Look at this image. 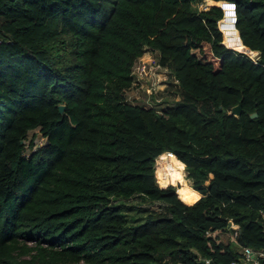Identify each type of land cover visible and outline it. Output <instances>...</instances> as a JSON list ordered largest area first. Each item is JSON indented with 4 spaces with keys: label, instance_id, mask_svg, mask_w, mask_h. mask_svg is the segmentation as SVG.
Listing matches in <instances>:
<instances>
[{
    "label": "trees",
    "instance_id": "16d2710c",
    "mask_svg": "<svg viewBox=\"0 0 264 264\" xmlns=\"http://www.w3.org/2000/svg\"><path fill=\"white\" fill-rule=\"evenodd\" d=\"M145 51L164 111L125 101ZM133 196L162 208L130 220ZM263 212L264 0H0V264H243Z\"/></svg>",
    "mask_w": 264,
    "mask_h": 264
},
{
    "label": "rangeland",
    "instance_id": "374dc122",
    "mask_svg": "<svg viewBox=\"0 0 264 264\" xmlns=\"http://www.w3.org/2000/svg\"><path fill=\"white\" fill-rule=\"evenodd\" d=\"M224 11V17L218 22V27L224 36V45L235 50H242L239 39L236 34L232 32V25L234 21L233 6L226 1L216 3ZM211 4H200L201 9H206ZM137 78L133 80L132 86L126 92L125 101L131 104L140 105L146 108H155L158 111H164L179 99V88L173 79L170 71L158 64V57L156 53L145 51L143 55L136 61ZM36 143L40 145L43 138L36 132ZM156 166V183L158 173H161L162 184H171L181 186L183 180L180 170L177 169L173 174L169 173L167 168L158 165ZM161 169V170H160ZM184 179L187 184H190V179L186 178L185 166ZM175 181L171 182V178ZM160 187V186H159ZM190 187V186H189ZM115 202L125 207L127 216L130 220H139L150 211H160L162 208L161 202H148L142 200L139 196H133L128 199H116ZM223 242H229L232 238L231 232H225L218 235Z\"/></svg>",
    "mask_w": 264,
    "mask_h": 264
},
{
    "label": "built area",
    "instance_id": "2783aa9c",
    "mask_svg": "<svg viewBox=\"0 0 264 264\" xmlns=\"http://www.w3.org/2000/svg\"><path fill=\"white\" fill-rule=\"evenodd\" d=\"M220 30V29H219ZM140 58V57H139ZM138 58V59H139ZM137 59V60H138ZM253 61H256L254 59H252ZM136 64V62H135ZM133 65L132 67V74L134 75V80L137 78V72H136V65ZM170 153V152H169ZM156 160V159H155ZM262 217L264 219V212L262 213ZM236 235V231H234L232 233V236L234 237ZM242 259L244 263H248V264H259L258 262V257L264 256V252L262 251H258V252H254L252 251L250 248L248 247H244L240 250ZM243 263V264H244ZM204 264H210L209 260H205ZM231 264H240L238 262H232Z\"/></svg>",
    "mask_w": 264,
    "mask_h": 264
},
{
    "label": "water",
    "instance_id": "95a60500",
    "mask_svg": "<svg viewBox=\"0 0 264 264\" xmlns=\"http://www.w3.org/2000/svg\"><path fill=\"white\" fill-rule=\"evenodd\" d=\"M210 6H213V5H210ZM215 6H217V5H215ZM233 6H234V4H233ZM219 7V6H218ZM223 44V43H222ZM224 45V44H223ZM228 48V47H227ZM228 49H231V48H228ZM232 50H235V49H232ZM238 51V50H237ZM239 52H242V51H239ZM243 53H245V52H243ZM246 54V53H245ZM63 109H64V105H59V107H58V110H59V112L60 113H62L63 112ZM241 113V107H240V104H237V105H235V106H233L232 108H231V112H230V114H233L234 116H238L239 114ZM251 117H255L256 116V114L255 113H253V114H251L250 115ZM192 204V203H191ZM189 205V204H188ZM201 264H204V262H201Z\"/></svg>",
    "mask_w": 264,
    "mask_h": 264
},
{
    "label": "bare ground",
    "instance_id": "6f19581e",
    "mask_svg": "<svg viewBox=\"0 0 264 264\" xmlns=\"http://www.w3.org/2000/svg\"><path fill=\"white\" fill-rule=\"evenodd\" d=\"M219 6V5H218ZM223 43V42H222ZM242 43V42H241ZM224 44V43H223ZM243 45V44H242ZM245 49H247V48H245ZM249 50V49H248ZM243 52V51H242Z\"/></svg>",
    "mask_w": 264,
    "mask_h": 264
},
{
    "label": "crops",
    "instance_id": "0c3cea01",
    "mask_svg": "<svg viewBox=\"0 0 264 264\" xmlns=\"http://www.w3.org/2000/svg\"><path fill=\"white\" fill-rule=\"evenodd\" d=\"M201 196V195H200ZM221 234H224V233H221ZM233 237V236H232ZM232 239V238H231Z\"/></svg>",
    "mask_w": 264,
    "mask_h": 264
}]
</instances>
